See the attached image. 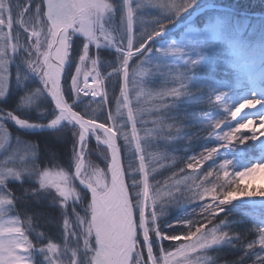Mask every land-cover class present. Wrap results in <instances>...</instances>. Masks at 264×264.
<instances>
[{"label":"snow or ice","instance_id":"snow-or-ice-1","mask_svg":"<svg viewBox=\"0 0 264 264\" xmlns=\"http://www.w3.org/2000/svg\"><path fill=\"white\" fill-rule=\"evenodd\" d=\"M225 47L237 83L218 75ZM200 140L176 167L169 149ZM256 183L264 20L201 0H0V264H264ZM236 201L262 211L237 219Z\"/></svg>","mask_w":264,"mask_h":264},{"label":"trees","instance_id":"trees-1","mask_svg":"<svg viewBox=\"0 0 264 264\" xmlns=\"http://www.w3.org/2000/svg\"><path fill=\"white\" fill-rule=\"evenodd\" d=\"M212 2L214 4L231 7L233 9L232 12H235L239 18H248L253 23H257L261 20H264V17H262V16L260 17V16L251 15V13H261L264 15V0H212ZM240 12H244L247 14H241ZM210 13H211V10H209V9L205 10L206 15L210 14ZM199 16H200V14L197 15L195 17V19L192 21L198 23L199 22V20H198ZM222 47H224V46L222 45ZM105 59L111 61L113 59V57L111 55H108L105 57ZM231 61H232V57L230 56V54L228 53V51L225 47L224 52L220 57L221 71L218 73V75H227L230 82L237 83V80L235 78V72L231 68ZM103 71H104V69L101 68V72H103ZM111 96H112V92L110 91L109 92V99L110 100H111ZM200 106H202V105H192L189 110L191 111L192 109L200 107ZM33 118H35V117H33ZM201 134L203 135V133H201ZM25 139H27L31 142L40 143L42 145L46 142H50V138L46 134H39V133L36 135L25 137ZM204 143H205L204 140H200V141L196 142L191 147H187L183 143L176 144V145L172 146L175 150L173 151L172 149H169V151H170V154L175 155L177 157L176 167L182 166L180 162L183 161L184 157L191 155L194 152L198 151L200 149V146ZM164 150L165 149L161 148V151H164ZM60 151L62 154L64 153V149H61ZM96 163H100V161L97 160ZM101 165L103 167V164H101ZM205 167H207V165H205ZM234 203L237 205H241L237 209V212L235 214V218H237V219H243V218H245V216L248 213L253 212L252 209H250L247 205H242L241 202H239V203L234 202ZM45 228L51 236H54V234L56 233L54 229L58 228V227L53 223L50 225H46ZM226 258L232 259L233 256L231 253H228L226 255Z\"/></svg>","mask_w":264,"mask_h":264},{"label":"rangeland","instance_id":"rangeland-1","mask_svg":"<svg viewBox=\"0 0 264 264\" xmlns=\"http://www.w3.org/2000/svg\"><path fill=\"white\" fill-rule=\"evenodd\" d=\"M201 3L204 4L205 6H212V7L215 6V8L225 7V8H227V9H230V10L233 11V9H232L231 7H227V6H223V5L214 4V3L212 2V0H201ZM206 9L211 10V7H206ZM206 9H205V10H206ZM230 10H227V11H230ZM240 13L247 14V13H244V12H240ZM197 15H199V13H197L195 16L191 17V18H190V21L194 20L195 17H196ZM251 15H253V16H260V17L262 16V17H264V15L261 14V13H251ZM72 72H73V74L75 73V69H74V68L72 69ZM89 80H91V77L89 78ZM251 144H252V142L249 141L248 144H246V145L243 146V147L247 150L248 155L254 157V156L258 155V153H257L254 149H252V148L250 147ZM100 166L102 167V165H100ZM247 183H248V182L246 181V182H245L244 184H242L241 186H242V187H245ZM253 187H264V184L256 183V184H253ZM257 199H258V198H257ZM236 202L239 203L240 201H236ZM247 206H248L250 209H252V211H256V212L262 211L261 209H253L251 206H249V205H247ZM54 230H55L56 233H55L54 236H52V237H53L54 239H57V240H58V238H59L58 228H55ZM257 250H258V249H257Z\"/></svg>","mask_w":264,"mask_h":264},{"label":"water","instance_id":"water-1","mask_svg":"<svg viewBox=\"0 0 264 264\" xmlns=\"http://www.w3.org/2000/svg\"><path fill=\"white\" fill-rule=\"evenodd\" d=\"M215 7V6H214ZM219 9H226V10H230V9H227V8H224V7H221V8H219ZM195 16V15H194Z\"/></svg>","mask_w":264,"mask_h":264},{"label":"bare ground","instance_id":"bare-ground-1","mask_svg":"<svg viewBox=\"0 0 264 264\" xmlns=\"http://www.w3.org/2000/svg\"><path fill=\"white\" fill-rule=\"evenodd\" d=\"M89 83H91V80H89ZM93 86H95V85H93Z\"/></svg>","mask_w":264,"mask_h":264}]
</instances>
